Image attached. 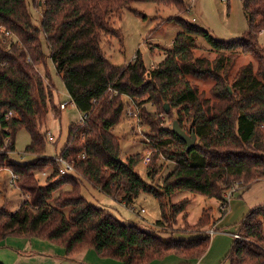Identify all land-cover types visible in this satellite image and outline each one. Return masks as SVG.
Instances as JSON below:
<instances>
[{"label": "trees", "instance_id": "trees-1", "mask_svg": "<svg viewBox=\"0 0 264 264\" xmlns=\"http://www.w3.org/2000/svg\"><path fill=\"white\" fill-rule=\"evenodd\" d=\"M135 2L174 7L179 13L188 9L185 0H31L41 11L36 27L27 0H0V39L8 43L0 44V170L7 167L13 172L16 186L26 196L15 211L0 206V240L38 238L63 247L67 257L92 249L98 257L121 264H150L170 255L198 260L210 244L204 230L213 221L211 208H203L194 225L185 223V231L198 236L163 241L89 203L80 194L79 180L109 197L122 194L126 205L141 193L151 195L160 210L155 225L163 229L185 214L190 197L171 202L179 193L221 203L224 192L234 187L240 192L264 180V44L259 42V34L264 33V0L242 1L247 29L237 39L219 41L201 27L173 18L182 30L164 49L160 62L148 68L137 51L132 62L116 66L105 56L102 43L105 37L119 36L111 18ZM41 34L48 54L42 50ZM197 37L206 39L217 53L213 60L195 57ZM240 53L256 59L258 71L246 64L230 79ZM48 59L76 108L87 114L84 122L68 127L65 146L56 156L73 162L74 172L60 177L58 163L44 156L48 114H60L54 105ZM40 65L44 75L37 69ZM188 77L212 80L211 97L199 93ZM122 96L136 103L145 96L158 114L175 115L179 127L196 136L187 149L172 130L155 128L156 133L149 135L153 143L148 174H156L160 156L174 163L159 189L135 170L144 159L141 154L129 156L125 163L119 160L120 143L110 130L121 120ZM11 111L15 114L8 116ZM140 118L151 127L157 120L145 112ZM21 130L30 136L24 152L36 156L24 165L8 159ZM7 137L13 142L10 146H5ZM49 168L46 183L39 184L36 174ZM65 185L70 189L61 190ZM219 212L222 217L226 210ZM237 232L241 238L232 239L224 261L264 264V203L242 218Z\"/></svg>", "mask_w": 264, "mask_h": 264}, {"label": "rangeland", "instance_id": "rangeland-1", "mask_svg": "<svg viewBox=\"0 0 264 264\" xmlns=\"http://www.w3.org/2000/svg\"><path fill=\"white\" fill-rule=\"evenodd\" d=\"M242 1L185 0L188 9L180 13L174 7L153 3H132L124 7L119 16L111 18L112 26L118 31L119 36L105 37L102 49L105 56L116 66H124L132 62L136 52L139 51L145 66L148 68L153 67L162 60L164 49L170 48L176 34L182 30L173 18L189 21L201 27L212 38L219 41L227 42L237 39L247 29V20L243 14ZM27 7L31 13L34 26L40 27L41 11L33 6L31 0H27ZM120 37L121 40L119 39ZM40 40L43 52L48 54L49 50L43 34H41ZM259 42L264 44L263 32L259 34ZM0 44L8 45V43H4L1 39ZM216 54L206 39L197 37V49L194 50L195 57L213 60ZM246 64H251L253 70L255 72L258 71V61L251 55L240 53L231 69L230 79L240 66ZM47 67L49 70L47 72L51 75L50 81L55 86V90L53 87L54 105L57 108L61 102L70 101V98L61 79L56 74L54 65L50 59L47 60ZM37 69L42 75L45 74L44 68L41 65ZM188 78L199 93H203L207 98L211 97L210 89L214 84L212 80ZM45 80L48 82L47 78ZM138 98L139 103H136L130 98L122 96L124 111L121 120L110 131L119 140L121 147L120 159L125 161L133 154H141L144 159L135 167V170L148 184L159 189L163 179L172 171L174 163L160 156L156 161V174H148V162H145V158L147 155L150 157L152 153L150 147L153 143L149 135L153 132L156 133L155 128L172 130L176 116L167 118L162 114H158V109L151 102H147L144 99L146 98L145 96ZM142 100L144 101L142 102ZM59 110L60 114L58 116L54 111L49 112L46 126L43 128L47 135L44 156L48 158H53L62 150L66 143L69 125L78 123L82 116V113L71 104L64 110ZM129 111L134 112L135 116H128L127 113ZM141 112L156 115L157 118L155 119L157 120L152 125L153 127L142 122L140 118ZM49 135L52 136V141L48 139ZM29 142L30 136L25 130L18 132L14 140V151L8 155L9 161L21 165L33 162L36 156L24 152ZM51 170L49 168L45 176L39 173L36 174L39 184L43 185L46 183V178L51 173ZM10 177L11 170L7 167L0 170V206H5L9 211H15L26 196L23 195L16 185H9ZM79 184L81 196L89 203L105 209L120 221L134 224L163 241H169L170 239L188 240L198 236V233L191 234L185 231V223L194 225L201 216L204 207L211 206L217 213L216 207L218 201L216 199L182 192L172 197L171 202L175 203L185 197H190L185 214H179L176 217V223L167 227V229L158 228L155 222L160 218L159 205L157 200L151 195L141 193L132 203L125 205L121 204L122 194H118L116 197H109L84 180H79ZM68 189H70L69 185L61 188V190ZM233 189L235 191L238 187H234ZM239 196H243L248 203H264V180L253 184L250 189L242 190L233 195L235 198H239ZM233 227L231 226L232 229ZM237 230L238 227L231 234L238 233ZM231 234L218 231L212 235L206 253L198 260L202 264H228L224 261V255L230 247L232 241ZM28 239L32 238L8 237L0 240V263L43 264L46 252L42 245Z\"/></svg>", "mask_w": 264, "mask_h": 264}, {"label": "crops", "instance_id": "crops-1", "mask_svg": "<svg viewBox=\"0 0 264 264\" xmlns=\"http://www.w3.org/2000/svg\"><path fill=\"white\" fill-rule=\"evenodd\" d=\"M47 173L48 172H46L45 175H47ZM248 189H250V187ZM237 190H235L232 193L230 200L227 202V210L224 216L220 217L219 201L217 202V207H216L217 213L216 211H214V209L211 206L204 207V208L212 209V214H213L212 220L213 221L211 222L209 227L212 226L219 232H226V233L231 234V232L236 231V228L238 227L239 222L251 209H253L254 207L260 204H263V203L257 204L256 202L248 203L243 196H239V198L233 197L235 193H238ZM205 198H208V197H205ZM121 204H125L123 199L121 200ZM232 224H235V225H232ZM231 226H234L233 229L231 228ZM28 240H32L34 241V243L42 245L44 251L46 252V255H45L46 258H44L45 262H43V264H121V262L113 260V259L98 257L95 251L92 249H86L78 254H75L72 257H67L65 254V249L61 246L55 245L53 243H50L42 239L32 238ZM24 248H26V246H24ZM150 264H202V262L200 260L186 261L175 255H170V256L165 257L162 260L153 261Z\"/></svg>", "mask_w": 264, "mask_h": 264}, {"label": "built area", "instance_id": "built-area-1", "mask_svg": "<svg viewBox=\"0 0 264 264\" xmlns=\"http://www.w3.org/2000/svg\"><path fill=\"white\" fill-rule=\"evenodd\" d=\"M69 104H71L74 107H76L75 103L70 99V101H68V102H61L59 104V108L64 110ZM14 114L15 113H13L11 111V112L8 113V116H12ZM127 115L130 116V117L131 116H135L134 112H132V111H129L127 113ZM86 119H87V114H83L82 113V116L80 117V121L79 122H84ZM48 139L50 141L53 140L51 135H49ZM12 143L13 142L10 140V138L7 137V139L5 140V146H10ZM84 157H85V155L82 154L81 158H84ZM53 158L58 163V167H57V176L58 177L64 176V175H67V174H71V173L74 172L73 162L64 161L63 159H61L58 156H54ZM148 161H149V157L147 155L146 158H145V162H148ZM42 175H45V173H42ZM16 180H17V176L13 172H11L9 185H12V186L16 185ZM233 192H234V189L233 190H228V191L223 193V195H222L223 201L220 203V208L219 209L227 210V202L230 200ZM217 232L218 231L214 227H209V228H207L205 230V234L207 236H209V237H211L212 235L216 234ZM231 236L233 238H241L238 233H234Z\"/></svg>", "mask_w": 264, "mask_h": 264}, {"label": "water", "instance_id": "water-1", "mask_svg": "<svg viewBox=\"0 0 264 264\" xmlns=\"http://www.w3.org/2000/svg\"><path fill=\"white\" fill-rule=\"evenodd\" d=\"M264 68V65H263ZM229 89V88H228ZM168 109V106L165 105V110ZM172 131L177 135L178 138H180L182 141L186 143V148L189 149L191 148L195 141H196V136L194 133L191 135L186 134L178 125L176 121L173 122L172 125ZM122 163H125L123 160L119 159Z\"/></svg>", "mask_w": 264, "mask_h": 264}]
</instances>
